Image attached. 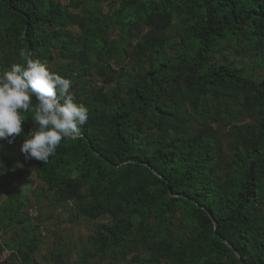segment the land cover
Masks as SVG:
<instances>
[{"label":"trees","instance_id":"trees-1","mask_svg":"<svg viewBox=\"0 0 264 264\" xmlns=\"http://www.w3.org/2000/svg\"><path fill=\"white\" fill-rule=\"evenodd\" d=\"M84 3L0 0V18L9 21L6 35L18 47L17 61L10 57L6 65L0 64V76L16 63L25 64L19 56L24 49L30 58L70 80L71 93L78 92L72 80L79 85L94 70L111 76L108 83L116 85L114 94L94 90L82 99L89 120L80 137L62 140L47 163L29 159L39 165L37 179L61 202L77 199L88 189L91 198L81 212L93 220L104 212L114 215L115 224L101 226L98 242L123 257L138 228L159 261L162 257L171 264H264V0H122L111 14L95 7L82 16L75 14L73 10ZM180 15L189 20L175 54L167 55L165 40L149 33L134 47L133 73L123 70L120 75L129 82L112 76L115 71L107 63L117 55L120 65L125 63L133 31L152 22L168 30ZM72 27H80L83 35L75 37L68 31ZM119 27L122 36L117 43L107 35ZM65 38L84 42V48L77 52L65 42L69 61L51 70L56 42ZM229 40L236 42L239 54L263 53L259 83L245 78L246 69L236 61H215L214 54ZM181 84L194 107L210 95L230 101L238 91L258 109L253 124L243 127L249 129L247 136L239 134L242 148L236 147L225 166L219 162L221 150L214 136L194 135L162 105L164 99L183 98L177 93ZM36 103L33 97V107ZM21 115L23 144L36 125L34 112ZM137 120L149 125L136 126ZM8 158L0 155L3 163ZM179 211L188 227L175 238ZM4 251L2 247L0 259ZM30 262L25 256L24 264Z\"/></svg>","mask_w":264,"mask_h":264},{"label":"rangeland","instance_id":"rangeland-1","mask_svg":"<svg viewBox=\"0 0 264 264\" xmlns=\"http://www.w3.org/2000/svg\"><path fill=\"white\" fill-rule=\"evenodd\" d=\"M69 4L71 0H60ZM122 0H85L83 7L73 10L77 15H84L89 9L101 10L104 13H113ZM189 17L180 15L174 19L170 29L159 28L156 22L151 25H141L132 32L135 34L127 46L128 58L120 65L119 55L111 57L107 66H112L116 77L120 82H126L129 77L121 79L123 70L133 73L136 58L132 56L134 47L143 41L146 35L154 34L158 39L166 42L167 55H173L181 47V38L187 27ZM9 21L0 18V64L6 65L10 57L16 62L18 59L17 42L13 37L6 35V27ZM42 31V30H40ZM76 37H81L83 31L80 27H72L68 30ZM108 38L120 42L121 28L108 33ZM74 51H81L84 42L75 38H65L56 42L53 50L56 62L51 65V70L63 62L65 58L64 43ZM21 47V45H20ZM224 50L214 54V59L219 64H228L229 60L236 61L240 68L246 69L245 78L259 83L263 70L260 65V51H246L239 54L234 40L224 43ZM258 53V54H257ZM102 66L105 63L99 62ZM98 66V63H96ZM110 74L109 70H106ZM127 75V74H126ZM94 70L83 83L76 84L78 92H72L75 102L80 104L82 99L92 94L93 91H104L114 94L115 83L108 80ZM126 77V76H125ZM76 81V82H75ZM129 82V81H128ZM125 88V87H124ZM125 93V91H124ZM177 93L183 98L164 99L161 101L166 109L177 114L180 121L187 124L188 128L196 136H214L220 153L219 162L225 166L234 156L236 147L242 148L243 140L239 134L247 136V124H253L257 118L258 109L249 103L245 95L233 91L230 101L217 100L213 95L206 97L198 107H194L189 96L185 92L184 85H180ZM180 105V111L177 106ZM214 108L217 111H214ZM180 122V123H181ZM146 120H137L136 126L147 127ZM242 128V130H237ZM212 129L215 133H212ZM11 139V138H9ZM22 137H16L13 143L8 140H0V155L9 157L8 162L0 160V249L5 251L1 256L0 264H24L25 256L30 263L25 264H171L170 260L160 258L154 252L149 251L150 243L145 233L136 229L133 241L124 251V257L118 255L114 249L107 250L98 242L101 235V226L113 225L116 222L111 212H104L97 220H93L81 212L82 204L91 198L90 191L86 189L82 196L72 201L61 202L54 191L50 190L43 182L37 179L39 165L31 163L21 152ZM10 188L8 192L6 188ZM157 191L154 189L153 192ZM139 223V221H137ZM188 227L186 217L179 211L175 215L174 234L179 238L184 229ZM35 242V243H34ZM91 250V251H90ZM22 251V253H19ZM81 260H83L81 262Z\"/></svg>","mask_w":264,"mask_h":264},{"label":"clouds","instance_id":"clouds-1","mask_svg":"<svg viewBox=\"0 0 264 264\" xmlns=\"http://www.w3.org/2000/svg\"><path fill=\"white\" fill-rule=\"evenodd\" d=\"M19 56L25 64L16 63L0 76V140L13 143L24 130L21 113L31 110L36 127L21 152L26 159L47 163L62 140L82 135L81 128L89 120L88 109L75 102L70 80L50 71L39 59L30 58L24 49Z\"/></svg>","mask_w":264,"mask_h":264},{"label":"bare ground","instance_id":"bare-ground-1","mask_svg":"<svg viewBox=\"0 0 264 264\" xmlns=\"http://www.w3.org/2000/svg\"><path fill=\"white\" fill-rule=\"evenodd\" d=\"M91 251V250H90ZM3 257V256H2Z\"/></svg>","mask_w":264,"mask_h":264}]
</instances>
